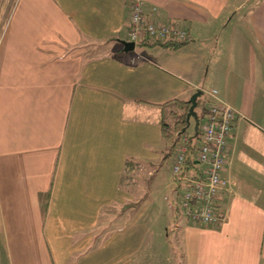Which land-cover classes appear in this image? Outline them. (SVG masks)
<instances>
[{"label":"crops","instance_id":"crops-1","mask_svg":"<svg viewBox=\"0 0 264 264\" xmlns=\"http://www.w3.org/2000/svg\"><path fill=\"white\" fill-rule=\"evenodd\" d=\"M131 1L1 2L0 264H146L156 251L169 263L177 249L179 264H264V0H143L190 39L126 52ZM87 41L108 50L85 54ZM198 90L201 122L215 98L239 114L225 220L191 223L177 195L164 230L147 192L124 209L122 179L129 159L164 163V128Z\"/></svg>","mask_w":264,"mask_h":264},{"label":"built area","instance_id":"built-area-1","mask_svg":"<svg viewBox=\"0 0 264 264\" xmlns=\"http://www.w3.org/2000/svg\"><path fill=\"white\" fill-rule=\"evenodd\" d=\"M128 12V39L135 44L184 43L190 39V33L182 22L152 17L146 12L143 0H132ZM217 93V90H212L210 95L215 98ZM238 115L232 105L212 99L201 122V141L193 154L195 165L187 169L192 141L188 133L184 134L174 151L172 180L174 186H178V210L193 224L213 227L225 220L218 196L227 186L222 172L228 160L229 136Z\"/></svg>","mask_w":264,"mask_h":264},{"label":"rangeland","instance_id":"rangeland-1","mask_svg":"<svg viewBox=\"0 0 264 264\" xmlns=\"http://www.w3.org/2000/svg\"><path fill=\"white\" fill-rule=\"evenodd\" d=\"M1 2L2 0H0V35L4 27L5 21L8 17L5 16L7 13V9L3 8ZM85 44H84V46L86 47L84 49L85 54L91 52L92 55V52L101 53L103 51L108 50L107 45H105L104 42L95 44V42L93 41H87L85 42ZM176 112H182V111L181 109L180 110L177 109ZM194 124H195V120L194 118H191V125L187 128L186 131V133H188L190 136H193L195 134ZM175 138L176 135L169 138L170 145H172ZM173 155L174 154H172L169 158L165 159L164 163L158 162V165L155 166H151L149 164H143L141 168L131 172L129 179H127L126 182H124L125 190L131 192V196H130L131 198L126 200V204L135 203L139 205V203L143 200V197H145L144 196L145 193L147 192V196L154 204V211L156 210L157 212H160L159 210L162 209L161 207H163V211L158 214L157 227H161V228L164 227V230H166L168 224L174 227L175 220L177 221L179 220L178 217H176V213H175V218H176L175 220L170 218L173 217L174 215L173 208L175 204V198L177 197V191L175 192L173 191L175 187L172 180ZM179 199L180 196L177 200ZM179 213L182 214L181 212ZM184 221L186 222L187 220L184 219ZM161 228H158V230H160ZM177 251H178V256L179 255L180 256L179 258L177 256L174 262H169V263L166 262L168 261V254L162 252L159 253L156 251L153 253V256H150L151 259L148 260L146 264H179L180 260L182 261V253L180 252L179 249H177ZM161 254L164 255L165 259H162Z\"/></svg>","mask_w":264,"mask_h":264},{"label":"trees","instance_id":"trees-1","mask_svg":"<svg viewBox=\"0 0 264 264\" xmlns=\"http://www.w3.org/2000/svg\"><path fill=\"white\" fill-rule=\"evenodd\" d=\"M187 42H184V43H170V42H167V43H153V45H162L164 47H171V48H178L184 44H186ZM177 104L180 105V109L182 112H178V117H177V120H176V123L173 125L171 124V126L169 124H166V128H164L165 130V135L167 138H170V137H173L176 135V138L175 140L173 141L172 145H170L166 151V154H165V159L169 158L172 154H174V151L178 145V143L180 142V140L182 139V137L184 136V134L186 132H182L183 128L187 126V113L189 111V108L191 106L190 102L189 101H184V102H178ZM207 110L204 109V111ZM207 113V111H206ZM199 117V120L201 122V118H202V113L198 115ZM200 126H201V123H200ZM200 126H199V130L197 133H195L193 136H191L192 138V141L190 143V153H189V158L187 160V169L189 170L190 168H192V166L195 165L196 163V159L193 158V154L194 152L197 151V148H198V145L201 141V130H200ZM141 168V165L135 161H133L132 159H129L127 164H126V167H125V172H124V176H123V179H122V182L124 184V182H126L127 179H129V176L131 174V172H133L134 170L136 169H139ZM178 188V186H177ZM177 188L174 187V191H177ZM220 194V193H219ZM178 195V193H177ZM219 197V196H218ZM138 204H135V203H128L124 206V209L128 208V207H132V206H136ZM178 208V206H177ZM177 210V209H176ZM179 216V215H178Z\"/></svg>","mask_w":264,"mask_h":264},{"label":"water","instance_id":"water-1","mask_svg":"<svg viewBox=\"0 0 264 264\" xmlns=\"http://www.w3.org/2000/svg\"><path fill=\"white\" fill-rule=\"evenodd\" d=\"M122 44L124 45V50L126 52L131 51L135 48V43L133 41L122 40ZM201 95H203V91L198 90L189 99L191 106L187 113V126L183 128L182 130L183 133L186 132L187 128L191 125V118H194L195 120V124H194L195 133H197L199 130L200 120L198 117V113L196 112V108L198 106V99Z\"/></svg>","mask_w":264,"mask_h":264}]
</instances>
